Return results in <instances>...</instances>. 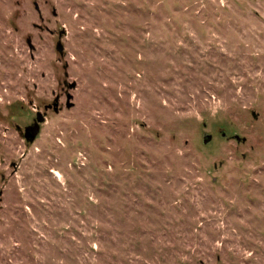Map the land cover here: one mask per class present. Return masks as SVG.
Segmentation results:
<instances>
[{
  "label": "rangeland",
  "instance_id": "obj_1",
  "mask_svg": "<svg viewBox=\"0 0 264 264\" xmlns=\"http://www.w3.org/2000/svg\"><path fill=\"white\" fill-rule=\"evenodd\" d=\"M0 264H264V0H0Z\"/></svg>",
  "mask_w": 264,
  "mask_h": 264
},
{
  "label": "water",
  "instance_id": "obj_2",
  "mask_svg": "<svg viewBox=\"0 0 264 264\" xmlns=\"http://www.w3.org/2000/svg\"><path fill=\"white\" fill-rule=\"evenodd\" d=\"M35 6L37 9H39V4L37 1L35 2ZM57 49L61 53L64 52V45L61 40L57 42ZM75 86H76V82H72L69 87L73 88ZM72 98H73V95L71 93H68L67 94V106L68 107L73 106V102H71ZM59 99L60 97L58 96L55 99L53 104L46 105V109L53 107L55 111L58 112L59 111ZM44 120H45V113L38 111L37 118L34 120V122L32 124L25 126L24 134L27 140L34 141L36 139V137L38 136L40 132V128H41L40 122H43ZM18 128L20 129V126ZM223 134H225V132ZM234 137L239 141L241 140V136H239L238 134L234 135ZM211 139H212L211 133H208V132L204 133L203 140L205 143L209 142Z\"/></svg>",
  "mask_w": 264,
  "mask_h": 264
},
{
  "label": "trees",
  "instance_id": "obj_3",
  "mask_svg": "<svg viewBox=\"0 0 264 264\" xmlns=\"http://www.w3.org/2000/svg\"><path fill=\"white\" fill-rule=\"evenodd\" d=\"M17 108V107H16ZM19 108V111L22 109V107L20 106V107H18Z\"/></svg>",
  "mask_w": 264,
  "mask_h": 264
}]
</instances>
